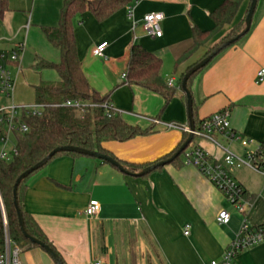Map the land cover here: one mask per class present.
<instances>
[{"label":"crops","instance_id":"obj_1","mask_svg":"<svg viewBox=\"0 0 264 264\" xmlns=\"http://www.w3.org/2000/svg\"><path fill=\"white\" fill-rule=\"evenodd\" d=\"M63 1L9 0V10L0 19V52L25 44L20 64H8L16 74H12L14 91L7 97L13 104L35 101V87L41 83L60 82L55 70L36 67L40 61L58 64L61 60L60 51L49 43L44 30L58 26ZM224 1L140 0L132 18L129 6L104 21L89 11L82 20L76 18L78 58L90 86L109 98L128 125L150 130L125 142L103 143L106 154L121 165H152L189 136L165 127L170 123L189 127L179 80L229 27L190 59L179 60L193 45L195 29H214L212 14ZM151 13L165 16L161 38L148 36L143 28L144 17ZM244 15L243 9L236 21ZM105 42L104 57H96V46ZM133 44L161 59V80L165 85L173 80L171 88L176 89L168 103L158 93L126 83L123 75ZM260 69H264V0L258 2L250 32L199 72L190 86L197 119L229 109L231 134H214L213 141L194 137L191 149L199 147L212 161H221L227 152L243 157L264 144V82H256ZM0 103L3 105L2 99ZM233 135L252 143L245 149ZM234 176L250 204L244 215L183 158L137 178L93 157L62 154L27 180L23 208L65 264H209L222 260L245 220L252 226L264 225V175L242 168ZM91 200L101 205L96 218L85 214ZM222 211L231 215L227 225L217 222ZM21 262L55 264L41 248L22 250ZM235 264H264V242L239 253Z\"/></svg>","mask_w":264,"mask_h":264},{"label":"trees","instance_id":"obj_2","mask_svg":"<svg viewBox=\"0 0 264 264\" xmlns=\"http://www.w3.org/2000/svg\"><path fill=\"white\" fill-rule=\"evenodd\" d=\"M251 1L252 0H225L212 14V18L215 22L214 29L207 32H201L195 29L193 45L182 55L179 62L188 60L196 55L217 35L222 33L226 27H230L228 34L215 43L213 48L208 50L202 59L207 57L219 45L237 37L246 27L245 20ZM134 3L135 0H64L58 26L44 30L49 43L60 51L61 60L58 64L40 61L36 69L55 70L60 78V82L57 84L41 83L39 86L35 87V104L44 106L43 113L41 116L23 115L22 121L29 128V132L25 134L15 133L14 139L17 156L11 162L0 163V253L4 250V217L2 205L6 213L13 243L22 250L39 248L23 237L14 206L13 187L17 178L24 171L43 160L57 147H78L108 155L103 148V143L108 141L125 142L150 132L149 129L142 130L139 127L128 125L122 116L115 111L109 98L100 95L90 86L81 68L74 33L76 18L79 17L80 20H82V16L85 12L89 11L98 21H104L118 10L125 6H132ZM243 9L245 15L239 21H236L237 16ZM8 10L9 0H0V19L4 18ZM195 64L190 66L187 72L193 68ZM161 68L162 61L160 58L145 50L140 45L133 44L130 49L127 71L125 73L126 83L158 93L162 95L166 103H168L175 96L176 89L168 87V85L162 82L160 77ZM198 73L194 74L189 80V89L194 77ZM185 74H183L179 80L178 88L180 90H182L181 85ZM66 102H77L85 106L82 108L63 106ZM193 119L195 130H202L204 120L199 121L197 119V106L194 100ZM188 137L189 136H187V138ZM185 141L172 153L161 158L152 165L171 158ZM192 145L193 141L189 149H191ZM62 154L82 156L75 153ZM183 156L184 152L175 159L173 163L179 162L181 158L184 159ZM258 157L261 156L259 155ZM149 166L151 165H123V167L132 174L139 173ZM30 177L25 179L18 189V204L22 211L26 230L32 237L52 248L54 252L58 254L63 264H65L52 242L23 208L24 188ZM245 195L247 196L246 191Z\"/></svg>","mask_w":264,"mask_h":264},{"label":"built area","instance_id":"obj_3","mask_svg":"<svg viewBox=\"0 0 264 264\" xmlns=\"http://www.w3.org/2000/svg\"><path fill=\"white\" fill-rule=\"evenodd\" d=\"M140 0H135L134 5L128 7L129 18L133 17L134 6ZM165 20L163 13H151L144 17L143 28L148 36L152 38H161L163 36L162 24ZM108 43H102L96 46L94 55L98 58L104 57V51ZM25 49V44H17L9 52H0V97H10L14 91V79L8 64H20L21 54ZM257 84L264 82V69L257 72ZM126 77V74L123 75ZM174 81L168 82V87L173 86ZM1 100V99H0ZM63 106L82 108L85 105L77 102H66ZM43 105H23V106H3L0 103V163L11 162L17 156L15 145L12 144V138L15 133L25 134L29 128L22 121L24 114L31 116H41ZM116 111V109H115ZM118 112V111H116ZM230 110L225 109L206 118L202 125V130L191 132L189 127L177 124H165L167 129H180L188 134L193 133L194 137H206L213 141V135L231 134ZM152 124H161L157 119H148ZM241 142L242 146L247 149L252 141L235 137ZM261 157H258V156ZM185 164L197 168L207 179L222 193L225 199L240 213L245 214L246 208L250 206L246 199L245 190L235 179L234 173L242 168H249L264 175V144L259 145L256 151L247 152L245 156H237L227 152L221 161H212L210 157L199 147L184 151ZM3 225H4V250L0 253V264H22V249L15 245L11 239L8 220L3 208ZM101 212V205L98 201L91 200L85 210L88 217L96 218ZM231 220V215L227 211H222L217 217V222L221 225H227ZM190 226H186L184 235L190 233ZM264 242V225L252 226L247 220L242 224L239 235L226 248L221 261H212L209 264H235V259L242 251L252 248ZM95 264H101L96 262Z\"/></svg>","mask_w":264,"mask_h":264},{"label":"water","instance_id":"obj_4","mask_svg":"<svg viewBox=\"0 0 264 264\" xmlns=\"http://www.w3.org/2000/svg\"><path fill=\"white\" fill-rule=\"evenodd\" d=\"M258 2H259V0H252L251 1L250 7L248 10V14H247V17L245 20L246 27L237 37L219 45L207 57H205L204 59L199 61L197 64H195V66L193 68H191L185 74V76L182 80L181 88H182V91L184 92L185 97H186L188 119H189V130L191 132L195 131V126H194V119H193V97H192V93H191L190 89L188 88L189 80L194 76V74L203 70L208 64H210L222 51H224L225 49H227V48L231 47L232 45L236 44L237 42H239L243 37H245L250 32L252 22L254 19V15H255V12H256V9L258 6ZM193 140H194L193 133H190L189 137L187 138L185 143L180 147V149L171 158H169L165 161L159 162L157 164L151 165V166L145 168L144 170H142L141 172L136 173V174H132V173L128 172L123 167V165H121L114 158H112L108 155L101 154L99 152L89 151V150L81 149L78 147H71V146H63V147L55 148L43 160H41L40 162H38L34 166H32L29 169H27L26 171H24L17 178L15 185L13 187L14 206L16 209L18 222H19L20 230H21L23 237L26 240H28L29 242H31L33 245L44 250L50 256V258L53 260V262L55 264H63L62 260L58 256V254L56 252H54V250L52 248H50L48 245L42 243L40 240L32 237L27 232L25 224H24L22 211H21L19 204H18V189H19V186L22 184V182L25 179H27L28 177H30L33 173H35V172L41 170L43 167H45L49 163V161H51L56 155H59L62 153H75V154H79L82 156L93 157V158H96V159H99V160H102V161L109 163L110 165L116 167L120 172H122L126 175L141 178V177H144V176L152 173L153 171H155L159 167H164L166 165L173 163L174 160L177 159L179 156H181V154L190 146V144L192 143Z\"/></svg>","mask_w":264,"mask_h":264},{"label":"rangeland","instance_id":"obj_5","mask_svg":"<svg viewBox=\"0 0 264 264\" xmlns=\"http://www.w3.org/2000/svg\"><path fill=\"white\" fill-rule=\"evenodd\" d=\"M227 28V27H226ZM225 28V29H226ZM227 31L229 32L230 31V27L229 28H227ZM228 32L225 34V35H227L228 34ZM224 35V36H225ZM214 46V45H213ZM213 46H211V47H209V49H207V51L208 50H211L212 48H213ZM207 51H205V52H201L202 53V55H201V57L198 59V61H196L195 63H198L203 57H204V55H205V53L207 52ZM194 63V64H195ZM10 70V69H9ZM12 71V74H13V76L14 75H16L15 74V70H11ZM28 97L30 96V95H27ZM0 99H2V101H3V106H23V105H32V104H35V101H30V102H28V103H25V104H13L10 100H7V97L6 96H2V97H0ZM29 100H31V99H29ZM12 144L13 145H15V139L14 138H12Z\"/></svg>","mask_w":264,"mask_h":264}]
</instances>
